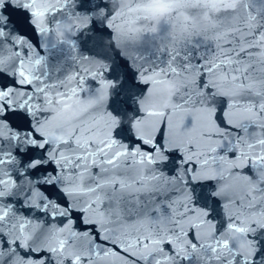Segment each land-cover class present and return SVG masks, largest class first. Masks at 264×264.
Segmentation results:
<instances>
[{"label": "snow or ice", "instance_id": "snow-or-ice-1", "mask_svg": "<svg viewBox=\"0 0 264 264\" xmlns=\"http://www.w3.org/2000/svg\"><path fill=\"white\" fill-rule=\"evenodd\" d=\"M167 7L164 65L145 66L135 51L128 56L140 92L135 120L125 125L110 102L109 65L93 71L84 57L76 83L52 80L30 38L64 17L73 30L87 27L92 18L77 11L76 0H0V57H9L0 63V264H193L194 249L205 252L204 264H264V62L256 56L264 0H240L219 13L207 0ZM97 13L113 35L161 33L148 19V0H133L127 12L107 0ZM202 41L212 45L210 55ZM170 81L176 94L154 107L147 94ZM89 90L99 93L91 108L53 121L57 93L67 106ZM198 108L208 110L210 128L193 127ZM24 153L31 155L21 165ZM217 180L259 186L227 216L223 191L211 192L224 223L203 192L196 196ZM13 197L48 220L17 211ZM53 226L56 239L48 240Z\"/></svg>", "mask_w": 264, "mask_h": 264}, {"label": "water", "instance_id": "water-1", "mask_svg": "<svg viewBox=\"0 0 264 264\" xmlns=\"http://www.w3.org/2000/svg\"><path fill=\"white\" fill-rule=\"evenodd\" d=\"M106 2L107 0H76L77 11L92 18L87 27L73 30L70 18L64 17L57 22L56 27L52 30L46 31L43 35H32L30 33V38L40 46L39 55L42 56L41 59L45 62V71L52 80L62 78L68 84L76 83L75 72L80 67L84 57L90 58L88 61L84 62V64L93 71H100L106 65H109L111 71L108 75L115 81V87L111 91L110 102L120 112L123 123L128 125L135 120L137 109L135 96L140 92V88L133 82L136 69L132 67V61L128 56L135 51L144 58L143 62L145 66L164 65L166 57L159 49L161 48L160 37L166 35L167 29L164 25L168 23L167 16L171 12V9L168 8L167 5L180 2V0H148V19L157 29L161 28V33L160 35L146 34L145 36L143 34H134L129 38L122 37L118 32H114L113 35L112 30L107 27L105 22L101 21L102 17L97 11L98 8L103 7ZM207 2L214 5V11L219 13L221 7H236L239 5L240 0H207ZM132 3L133 0H112V7L118 11L127 12ZM36 11L43 12L45 9H36ZM43 19L44 17L41 15L39 20L42 22ZM260 39L264 41V35H262ZM129 42L136 44L133 46V49L128 46ZM201 44V50H205L206 54L210 55L212 45L210 43L204 44L203 41ZM256 56L260 62H264V45L261 46V50L256 53ZM8 59V56L0 57V63H6ZM178 87V84L170 81L165 85V90L163 92L160 90H150L147 94V98L154 107L159 108V106L168 101V98L176 94ZM98 95V92L89 90L86 97L82 99L78 98L67 106H61V94L57 93L56 104L52 109L53 121L61 122L80 116V106L91 108L96 102ZM47 99L51 101L53 99L52 94H49ZM128 105L132 107L133 111L131 113L128 111ZM192 120L193 127H202L205 129L211 127L208 110L206 108H198V110L192 114ZM123 135H132V133H122V136ZM165 135L167 138V131ZM94 139L99 143L101 138L94 137ZM127 142L131 143V141ZM30 155V153L20 155L21 165L28 163ZM38 155L39 153H36V156ZM225 158L227 159L226 154ZM217 159L219 160V158ZM168 167L172 168L173 165L169 164ZM13 175L16 176L18 182L22 179L17 171H14ZM37 175L40 174L38 173ZM215 183L213 182L212 187L205 186L203 189L197 188L196 196L199 197L201 192H203L208 207L210 209L215 208L216 213H221V209L216 208L213 204V199L215 198L211 197V192L214 190L218 192L223 191L221 199L225 205V216L232 211L236 200L243 201L246 192L258 189L259 187L255 181L250 180L247 181V183L239 180L229 181L227 183L217 180ZM180 198V194L173 197V199ZM22 199V197H13L10 199V202L15 204L17 211L33 217H39L45 221L48 220V217L40 213L39 210L25 208L21 203ZM201 203H203V201H201ZM224 219L221 213L218 216L219 222L224 223ZM234 235L237 243H243V241L239 239L238 234ZM46 239H56L55 226L49 230ZM261 240L264 241V235H261ZM261 248L264 249V243L261 244ZM188 255L196 258L193 264H204L208 258L205 252L200 249H194L189 252ZM212 255H215V253Z\"/></svg>", "mask_w": 264, "mask_h": 264}]
</instances>
